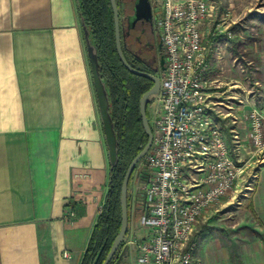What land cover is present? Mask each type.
Instances as JSON below:
<instances>
[{"label":"crops","instance_id":"0c3cea01","mask_svg":"<svg viewBox=\"0 0 264 264\" xmlns=\"http://www.w3.org/2000/svg\"><path fill=\"white\" fill-rule=\"evenodd\" d=\"M220 48L212 62V79L224 86L217 108L249 144L236 110L245 96L240 80H224L231 65ZM109 167L76 0H0V264H80ZM246 170L201 219L238 197L245 226L264 230V161ZM142 232L129 223L111 264H137L130 240ZM257 244L254 262L264 264Z\"/></svg>","mask_w":264,"mask_h":264},{"label":"built area","instance_id":"2783aa9c","mask_svg":"<svg viewBox=\"0 0 264 264\" xmlns=\"http://www.w3.org/2000/svg\"><path fill=\"white\" fill-rule=\"evenodd\" d=\"M214 10L215 0L151 2L164 66L150 101L151 144L129 181L130 224L143 231L130 240L137 264H193V233L203 211L236 188L251 162L264 161L263 114L236 108L252 149L246 160L234 159L239 136L232 132L230 145L220 123L223 92L212 79V62L220 34L230 36L221 26L232 12L227 6L211 31Z\"/></svg>","mask_w":264,"mask_h":264},{"label":"rangeland","instance_id":"374dc122","mask_svg":"<svg viewBox=\"0 0 264 264\" xmlns=\"http://www.w3.org/2000/svg\"><path fill=\"white\" fill-rule=\"evenodd\" d=\"M215 2L213 20L208 24L209 30H213L220 14L227 6H230L232 15L237 14L235 20L232 16L221 26L222 31L229 30L230 36H226L225 32L220 34L215 44L216 49L222 47L225 50L227 58L225 61L231 65V69L223 78L240 80L241 85L237 91L245 96V109L255 108L264 115V0H215ZM118 3L120 31L125 48L138 52L140 46L133 38L129 39L126 36V16L130 14V19L132 18V3L128 0H118ZM223 88L224 86H220L219 90ZM150 101L146 107L148 124L152 107ZM220 123L231 145L232 133L228 130L232 124L225 120ZM237 134L241 147L239 154L233 155L234 159H247L252 155V149L246 137L243 135L241 140L240 133ZM250 175L249 178L253 179ZM131 187L132 184L130 190ZM237 201L238 197L232 198L230 206L220 208L217 205L218 210L212 212L209 218L205 220L199 218L193 233L196 244L193 264H255L254 257L260 253V245L257 243L261 241L264 244V230L252 228V224L245 226L246 220L243 218L248 215V210H238ZM140 234H137L138 238L142 236Z\"/></svg>","mask_w":264,"mask_h":264},{"label":"trees","instance_id":"16d2710c","mask_svg":"<svg viewBox=\"0 0 264 264\" xmlns=\"http://www.w3.org/2000/svg\"><path fill=\"white\" fill-rule=\"evenodd\" d=\"M116 3L119 10L118 0ZM76 7L86 47L95 51L98 72L105 85L108 112L116 138V162L109 167L105 199L80 262L102 264L120 227L119 195L124 174L130 161L147 141L141 125L138 103L141 95L150 89L152 82L131 74L121 64L115 50L109 0H76ZM123 53L128 64L136 69L124 49ZM129 187L130 183L127 193L128 228Z\"/></svg>","mask_w":264,"mask_h":264},{"label":"water","instance_id":"95a60500","mask_svg":"<svg viewBox=\"0 0 264 264\" xmlns=\"http://www.w3.org/2000/svg\"><path fill=\"white\" fill-rule=\"evenodd\" d=\"M109 3L113 17L115 50L121 64L131 74L138 75L150 80L152 82V86L150 87L149 90H147L145 93L141 95L138 103L141 125L147 137V141L144 147L141 149V151L130 161L126 169V172L124 174L122 184L120 187V195H119L120 227L102 264H109L113 260L128 230V202H127L128 185L135 166L144 157L151 144L152 134L146 117V107L148 102L157 94L159 90V79L156 75L138 71L132 68L126 61L123 53V45L121 42L118 6L116 0H109ZM133 9H134L133 22H136L138 20H141L143 22H148L151 20V5L149 0H136ZM89 62L91 68L92 82L99 108V115L102 123L108 162H109V166H113L116 162V156H117L116 138L114 135L113 125L111 123L110 115L108 112L109 103H108L105 85L99 76L98 65L95 59V51L93 48H89ZM161 68H163V66Z\"/></svg>","mask_w":264,"mask_h":264},{"label":"flooded vegetation","instance_id":"af4514ba","mask_svg":"<svg viewBox=\"0 0 264 264\" xmlns=\"http://www.w3.org/2000/svg\"><path fill=\"white\" fill-rule=\"evenodd\" d=\"M128 2L132 3V18L130 19V14L126 16V36L129 39L133 38L134 41L140 46V50L138 52H135L131 49L125 48L123 35L121 33V42L124 52L129 56L130 61L134 65L136 70L157 75L158 70H160L161 67L164 66L161 43L153 29L151 20L148 22H143L141 20L133 22V7L136 0H128Z\"/></svg>","mask_w":264,"mask_h":264}]
</instances>
